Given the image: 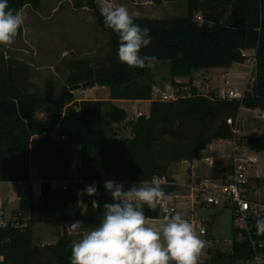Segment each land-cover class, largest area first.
Instances as JSON below:
<instances>
[{
  "label": "trees",
  "instance_id": "obj_1",
  "mask_svg": "<svg viewBox=\"0 0 264 264\" xmlns=\"http://www.w3.org/2000/svg\"><path fill=\"white\" fill-rule=\"evenodd\" d=\"M74 1L77 7L92 10L98 26L108 35L105 67L84 68L80 75L85 82L108 87L112 102L151 100L156 83L152 67L130 68L120 63L119 38L105 27L97 0ZM39 3L40 0H9V7L21 10ZM197 14H202V23L196 21ZM134 22L150 29L151 42L141 55L153 56L154 61L169 60L172 80L193 78L200 70L243 63L242 51L255 49L253 93L243 101L197 95L173 102L153 100L149 117L130 122L127 111L114 103L104 112L109 100H84L80 102L79 114L71 106L63 115L66 103L74 99L65 91L61 101L50 103L53 116L39 120L37 112L46 102L29 92L28 66L10 64L0 45V182L30 181L33 169L43 180L40 199L30 203L29 218L18 220L19 226L0 227V264H70L67 230L54 243L36 245L34 223L66 224L77 219L100 223L103 204L112 202L104 187L106 180L140 182L169 176L172 164L200 159L202 151L215 139L231 136L226 119L235 118L242 103L246 108H264V0H187L184 17H134ZM257 27L261 28L259 33L254 31ZM76 80L80 77L70 81ZM107 120L112 123L109 130L104 127ZM129 123L131 137L119 138L120 130L114 125ZM54 133L69 139H54ZM74 143L81 147L79 168L73 167ZM59 180H74L77 190L53 188V181ZM94 181L98 182L97 194L91 196L82 211L79 193ZM163 187L166 193L177 189L175 185ZM93 200L99 208L92 207ZM144 212L150 219L163 216L147 206ZM241 231L246 235L237 227L232 230L233 243L227 257L233 263L251 257L252 240L257 245L264 241V236L256 234V228L251 232L252 240H238ZM217 253L223 256L222 252Z\"/></svg>",
  "mask_w": 264,
  "mask_h": 264
},
{
  "label": "rangeland",
  "instance_id": "obj_2",
  "mask_svg": "<svg viewBox=\"0 0 264 264\" xmlns=\"http://www.w3.org/2000/svg\"><path fill=\"white\" fill-rule=\"evenodd\" d=\"M116 3L126 6L130 12L128 0H120ZM21 10L26 15L25 25L15 42L10 46L2 45V48L10 64L13 66L26 64L28 66V90L31 94L44 99L52 87L53 99L63 98L65 91H69L74 99L80 97L82 101L109 100L105 102L104 112L108 111L111 104L114 103L125 109L128 117L131 115L132 103L128 100L110 101L108 87L95 84L80 87L74 91L71 89L73 86L87 83L85 77L80 75L84 68L97 70L104 68L106 64L104 59L109 49L108 35L98 26L97 18L92 10L87 7H77L74 0H40L38 6L26 5ZM162 13H164L161 15L162 18L186 16L187 0H170L166 8L162 9ZM153 65L156 82L163 83L170 79L171 62L169 60H156ZM251 65L252 63L246 60L243 64L236 63L232 67V71L238 76L237 81L240 83L241 89L248 82L246 78L250 75ZM77 77H80V80L70 81ZM70 102H67L66 105ZM74 104L80 106L79 102ZM149 106L148 101L141 103V107L145 111L149 110ZM52 116L53 107L48 102L44 103L37 112L39 120H45ZM242 117L245 121H250L254 114L251 111L243 110ZM111 124L107 120L104 127L109 130ZM114 126H118L116 128L127 136L131 133V123L126 126L123 124ZM218 145L217 143L214 150L215 157L220 158L215 166L217 172L226 163L229 154L228 145L222 147ZM74 146L78 147L76 144ZM203 155L202 152L201 157ZM191 168L188 163H174L169 176L180 184L176 187L177 193H181L182 197L177 202L176 212H180L184 217L192 218L194 228L199 235V228L203 223L208 231L206 235H200L205 240L206 247L200 257L199 264H239V260L233 263L227 257L232 247L230 243L232 230L238 226L233 212L226 207L207 205L193 207L190 204L188 184L193 180L192 176L190 177ZM213 171L214 169L203 159L194 162V176H211ZM262 187H264V183ZM20 190L21 188L15 184L0 182V198H4L8 203L5 208V217L11 219L13 215V218L8 221L18 222V220L25 221L29 218L31 201L17 199ZM256 198L264 205V189ZM90 199L91 196L86 193L81 195L82 211L86 209ZM150 221L155 225L159 220ZM83 222V228L76 232L71 230V223L36 222L33 224L34 242L35 244L53 243L63 233V228L67 230L70 242L78 241L83 232L95 228L99 224ZM218 251L223 253L222 257L218 256Z\"/></svg>",
  "mask_w": 264,
  "mask_h": 264
},
{
  "label": "clouds",
  "instance_id": "obj_3",
  "mask_svg": "<svg viewBox=\"0 0 264 264\" xmlns=\"http://www.w3.org/2000/svg\"><path fill=\"white\" fill-rule=\"evenodd\" d=\"M97 4L105 27L119 38V62L130 68H151L155 57L141 55L151 42L150 29L135 23L128 8L114 0H97ZM25 21L23 10L11 9L9 0H0V45H12ZM254 31L259 33L261 28ZM163 184L154 176L126 190L123 183L106 180L104 187L112 202L103 204V218L97 227L71 242L70 264H199L206 242L188 219L180 212L166 213L153 225L145 215V206L155 210L172 200ZM85 193L96 195V186H86L79 195ZM92 207L99 208L96 200ZM83 224L77 219L70 228L76 232ZM256 234L264 236V218L256 221Z\"/></svg>",
  "mask_w": 264,
  "mask_h": 264
},
{
  "label": "built area",
  "instance_id": "obj_4",
  "mask_svg": "<svg viewBox=\"0 0 264 264\" xmlns=\"http://www.w3.org/2000/svg\"><path fill=\"white\" fill-rule=\"evenodd\" d=\"M196 21L202 23L204 18L202 14L195 16ZM251 52L252 54H250ZM245 61L252 63L250 68V75L245 87L241 89L238 83V76L229 68H215L209 70H200L193 78H175L168 79L166 82L153 85L152 99L163 102H173L181 98L192 96H206L213 97L217 100H239L243 99L253 93V83L255 80V68L257 64L256 50L246 49L242 51ZM244 61V62H245ZM243 62V63H244ZM240 63V64H243ZM236 64V63H235ZM82 98L77 97L68 103L63 111V115L68 113L69 107L73 106L76 113H80L79 106L74 103L81 102ZM132 103L131 115L127 118L130 122H136L139 118L150 116V109L145 111L141 107V100H130ZM248 110L253 112L254 117L244 120L242 111ZM227 124L231 126L232 135L229 137H222L215 139L208 147L203 150V159L214 171L211 176H200L194 178L188 184L190 190L189 197L190 204L196 206H212V207H226L233 212L234 218L238 223L237 228L246 232V235L241 231L238 240L251 239V232L256 228V221L264 218V205L257 201L256 196L262 190L264 183V108L252 107L246 108L243 103L240 105L237 116L228 117ZM131 133L127 136L123 132H119V138L131 137ZM54 139L68 140L67 135L51 134ZM219 147L228 145V158L226 163L217 172L215 166L220 158L215 157L214 150L216 144ZM76 143H74L75 145ZM77 148L74 146L73 151V167L79 168L81 166V147L79 144ZM198 160V159H197ZM164 181L163 186L166 185H180L178 181L170 176L162 175L155 176ZM42 179L30 181L14 182L21 190L18 193L17 199L37 201L42 194ZM123 183L125 189L133 184L139 182L118 181ZM90 185L98 187V182L94 181ZM53 188H62L67 190L72 188L77 190V185L74 180H59L53 181ZM82 192V190H81ZM172 200L158 205L157 210L160 214H174L177 211V202L182 197L181 193L170 192ZM194 226V221L190 217H185ZM150 219V218H149ZM153 220V219H150ZM19 226L17 221H8L3 211L0 210V227ZM200 235L208 233L206 227L203 225L199 228ZM230 243H233L231 239ZM254 252L248 259L239 260V264H264V241L258 245L252 240ZM2 257V256H0Z\"/></svg>",
  "mask_w": 264,
  "mask_h": 264
},
{
  "label": "crops",
  "instance_id": "obj_5",
  "mask_svg": "<svg viewBox=\"0 0 264 264\" xmlns=\"http://www.w3.org/2000/svg\"><path fill=\"white\" fill-rule=\"evenodd\" d=\"M115 1L119 2L120 0H114V2ZM128 1H129V5H130V13L134 17H138V18L139 17L162 18L161 15L164 14V13H162V9L166 8V5L170 2V0H162V2L160 4H156L153 0H128ZM233 66H234V64L230 67L231 71H232ZM152 69H154L153 64H152ZM153 72H154V70H153ZM155 79L157 80L156 76H155ZM144 101H148L150 103V106H151V101H149V100H141L140 104L143 103ZM150 106H149V109H150ZM195 161H193V164H192V162H183V163H188L189 165H191L192 168H191L190 177L192 176V179L200 177V176H194V174H195L194 173V162ZM32 179L33 180L39 179L38 178V170H36V169L32 170ZM4 183L11 184V185L14 184V182H4ZM263 189L264 188H262V190ZM7 204L8 203L4 198H0V210L3 211L4 214H5V208L7 207ZM12 218H13V215H12L11 219ZM11 219H8V220H11ZM153 220H159V219H153ZM63 230H64V228H63ZM61 235H62V233L60 234V236ZM59 237L57 238V240L59 239ZM45 244H47V243H45ZM36 245H43V244H36ZM2 259H3V257H0V262L2 261Z\"/></svg>",
  "mask_w": 264,
  "mask_h": 264
},
{
  "label": "water",
  "instance_id": "obj_6",
  "mask_svg": "<svg viewBox=\"0 0 264 264\" xmlns=\"http://www.w3.org/2000/svg\"><path fill=\"white\" fill-rule=\"evenodd\" d=\"M88 85H89V83H85L83 85L73 86L71 89L74 91L76 89H79L80 87H87ZM61 100H62V98L53 99V88L52 87L50 88L49 94L44 98L45 102H48V103H51V104L57 103V102H59Z\"/></svg>",
  "mask_w": 264,
  "mask_h": 264
}]
</instances>
